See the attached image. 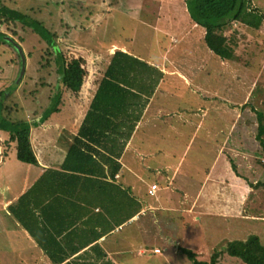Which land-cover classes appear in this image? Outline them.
<instances>
[{"label":"crops","instance_id":"obj_1","mask_svg":"<svg viewBox=\"0 0 264 264\" xmlns=\"http://www.w3.org/2000/svg\"><path fill=\"white\" fill-rule=\"evenodd\" d=\"M187 16V33L203 35L199 38L203 45L197 46L201 60L199 56L194 62L188 60L190 45L173 43L176 23L153 30L163 39L148 47L147 56L127 46L108 47L107 59L94 62L93 70L88 65L81 94L71 96L64 106L68 119L59 118L62 109L32 127L38 165L20 162L16 143L0 131L1 256L9 255L18 264H142L146 260L160 264L155 257L147 258L161 247L154 239H171V247L175 246L171 255H185L184 249L197 255L195 249L180 246L188 242L187 235L193 234L192 228L204 215L239 218L241 188L248 182L234 172L228 155L239 112H233L232 101L223 104L226 99L220 88L207 86L216 79L201 74L206 59L224 60L205 43L206 30ZM117 51L135 61L116 65L118 70L109 75ZM105 79L113 85L108 90L117 94L115 98L116 94L106 93L115 98L116 106L105 110L116 115L118 136L109 132L102 140L95 138L98 142L86 141L84 148L91 150L92 157L83 161L84 166L75 159L70 166L72 146ZM112 146L119 159L110 151ZM193 149L196 155L184 171ZM112 158L121 167L115 177L107 166ZM97 162L104 167H96ZM207 163L210 168H204ZM153 185L158 186L155 196L150 194ZM209 187L212 190L207 192ZM219 197L224 198L220 207L214 204ZM50 255L74 256L55 263Z\"/></svg>","mask_w":264,"mask_h":264},{"label":"rangeland","instance_id":"obj_2","mask_svg":"<svg viewBox=\"0 0 264 264\" xmlns=\"http://www.w3.org/2000/svg\"><path fill=\"white\" fill-rule=\"evenodd\" d=\"M0 2L21 10L32 19L43 23L51 33L57 35L56 44L59 48L65 51L74 50L75 55L72 57H76L77 60L73 62L77 64L80 60H85L88 71V65L93 70L94 62L107 59L106 49L113 45L140 49L142 50L140 54L144 56L151 54L147 52L148 47L161 43L163 39L161 34L154 32V29L159 30L162 27L167 29L172 23L177 25L173 29L176 33L175 37L173 36V43L192 47L189 52L191 54L188 51L182 54H189L188 60L193 62L197 56L200 57L198 60L203 57L200 55L201 50L197 49V46L201 47L204 43L199 40L203 35L196 33L195 37L185 30L188 26L185 19L189 15L185 0H0ZM253 7L264 13V0H253ZM174 15L177 18L172 20L171 17ZM0 32L12 37L20 45L26 59L24 71L20 58L11 45L0 44V94L2 91L10 92L9 106L19 108L13 114L14 121L27 122L43 118L44 111L50 106L51 98L59 86L57 64L50 55L51 46L39 33L22 23L16 27L2 26ZM227 36L236 43L233 44L237 61L227 62L210 56L211 58L206 59V69L201 74L215 76L216 83L210 82L207 86L220 88L226 99L223 104L228 102L231 104L232 101L233 112L236 110L239 112L238 128L234 129V142L229 146L228 155L233 162L234 172L242 181L245 179L248 183L244 184L246 188L243 186L241 188L243 194L240 199L241 211L237 214L239 218L225 219L221 216L218 218L215 213H208L203 216L202 222L192 228L191 237L186 232L188 244H182L180 249L184 247L195 249L198 252V261L208 263L216 253L223 252L230 242L245 241L250 236L257 235L264 244V149L257 140L259 122L256 114L257 110H264V24L259 31L234 24L233 29L227 32ZM22 70L24 74L17 83ZM223 96L220 94V97ZM60 99L61 97H57L52 103L55 107L64 109L59 102ZM64 110L59 118L65 117L67 120V109ZM231 136L230 133L228 137ZM195 155L196 149H193L184 171L190 168ZM206 166L210 168L211 163L204 164V168ZM197 174L200 177L204 176V172ZM211 190L209 187L207 192ZM223 200L224 198L219 197L214 204L220 207ZM209 206L212 204L209 203ZM188 220L191 223L194 217L191 216ZM168 230L171 232L170 228ZM194 231H197V235ZM199 239H202V243ZM154 242L161 247L147 258L155 257L160 260V264H194L184 251L182 252L185 255L181 252L171 255L174 253L171 252V239L168 242L154 239ZM152 263V260H146L142 264ZM0 264L18 263L9 255H0ZM219 264L244 263L225 253Z\"/></svg>","mask_w":264,"mask_h":264},{"label":"trees","instance_id":"obj_3","mask_svg":"<svg viewBox=\"0 0 264 264\" xmlns=\"http://www.w3.org/2000/svg\"><path fill=\"white\" fill-rule=\"evenodd\" d=\"M185 2L193 23L206 30L205 43L211 51L227 62H235L238 59L234 45L236 43L235 41L232 42L227 36V32L233 29L234 24L246 26L254 31L261 30L264 24V13L253 7V0H185ZM19 23L31 27L50 44L52 49L50 55L57 64L59 86L56 89L55 95L51 98L50 106L44 111V117L27 122L13 120V114H15L19 108L9 106L8 99L10 98V92L2 91L0 94V131L8 136L9 141L16 143L17 158L20 162L38 165L39 162L31 142L33 125L39 126L42 122L50 118V116L62 110L57 106L55 107L52 103L56 101L57 97H61L59 102L64 107L71 96H78L81 94L89 76V71L85 66V60L82 59L81 61L78 59L80 62L78 61L79 63L77 64L73 62L77 60L76 57H72L73 54L75 55L74 50L65 51L59 48L56 44L57 35L51 33L43 23L32 19L31 16L21 10L14 9L0 2V28L2 26L9 27L12 25L16 27ZM0 44L11 45L18 54L23 67L22 69L25 71L26 59L20 45H18L12 37L3 32H0ZM129 61H135V59L128 54L117 51L113 56V64L109 68V75L111 71L118 70L116 65L129 63ZM24 71L20 73L17 83L22 78ZM112 86L109 80L105 79L100 82L97 93L93 99L91 112L84 119L76 143L72 146L70 151L68 159L70 166L74 163V159L79 161L78 165L82 164L81 166H84L83 161H86L88 157H92L89 153L91 150L87 152L88 149L84 148V146H87L86 141L93 140V142H98L95 138L102 140L105 135H109V132L112 136H118L117 129L119 125H115L114 123L116 115L105 110V108L108 107L114 110L116 106L115 98H117V94L112 90H108L112 89ZM117 87L121 88L120 86ZM108 91L112 92L110 95L114 96L116 94V97H109V95L106 94ZM256 114L259 122L257 140L264 149V110H257ZM114 141V139H111V143H114ZM110 151L115 155V158H120V154L115 152L113 146ZM107 166L111 168L112 177H115L121 168L120 164L114 158L110 159L109 165L107 164ZM96 167L102 169L104 165L102 162H97ZM78 169L80 170L81 168ZM133 216L134 212L130 213L128 215V220ZM184 252L194 264H219L222 255L225 253L232 258L241 260L244 264H264V244L257 235L250 236L245 241L228 243L224 251L216 253L210 263L198 261L197 255L192 251L184 249ZM50 256L55 263H66L69 258L74 255H61V257L58 255ZM104 264L113 263L106 262Z\"/></svg>","mask_w":264,"mask_h":264},{"label":"built area","instance_id":"obj_4","mask_svg":"<svg viewBox=\"0 0 264 264\" xmlns=\"http://www.w3.org/2000/svg\"><path fill=\"white\" fill-rule=\"evenodd\" d=\"M157 190H158V186H157V185H153L150 194H151L152 196H155L156 193H157Z\"/></svg>","mask_w":264,"mask_h":264}]
</instances>
